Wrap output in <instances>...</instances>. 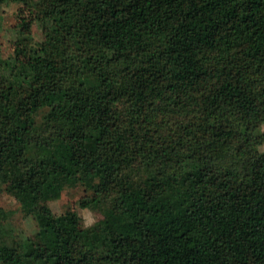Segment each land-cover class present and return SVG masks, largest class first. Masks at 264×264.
<instances>
[{
    "label": "trees",
    "instance_id": "obj_1",
    "mask_svg": "<svg viewBox=\"0 0 264 264\" xmlns=\"http://www.w3.org/2000/svg\"><path fill=\"white\" fill-rule=\"evenodd\" d=\"M16 1L34 16L0 55V191L39 230L8 241L0 206V261L264 264V0ZM80 185L87 227L48 204Z\"/></svg>",
    "mask_w": 264,
    "mask_h": 264
},
{
    "label": "rangeland",
    "instance_id": "obj_2",
    "mask_svg": "<svg viewBox=\"0 0 264 264\" xmlns=\"http://www.w3.org/2000/svg\"><path fill=\"white\" fill-rule=\"evenodd\" d=\"M33 16L34 11L32 7L25 3H21L16 0H0V55L7 57L12 54L14 35L19 29L21 22L25 18H33ZM33 31L36 39L48 38L51 34L55 37H63L62 34L58 33L45 22H34ZM62 43L64 45L67 44V39H62ZM2 89V85H0V92H2ZM48 113L49 107H44L39 110L35 114V122L41 123ZM209 121L213 124L216 123L215 117L209 118ZM262 129L264 130V124L262 125ZM81 144H92V132L88 128L85 129L83 138L81 139ZM253 151L256 154L263 152L264 142L256 144L253 147ZM88 193L89 191L81 185L68 187L59 197L51 199L48 204L56 213L70 209L77 215L76 217L80 226L87 227L96 223L103 217L102 213L95 205L89 204L86 207H82L80 205V199ZM0 206L6 209L14 210V214L8 220V224L12 232L11 237H7L8 241L19 237L34 235L39 230V224L35 216L23 212L15 197L10 195L4 189L0 191ZM0 264L4 263L0 261Z\"/></svg>",
    "mask_w": 264,
    "mask_h": 264
}]
</instances>
